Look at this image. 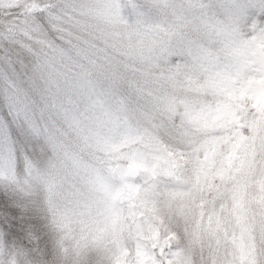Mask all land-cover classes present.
<instances>
[{"label": "snow or ice", "instance_id": "1", "mask_svg": "<svg viewBox=\"0 0 264 264\" xmlns=\"http://www.w3.org/2000/svg\"><path fill=\"white\" fill-rule=\"evenodd\" d=\"M111 7L127 48L99 33L89 0L0 4V264H90L93 246L53 240L33 199V184L50 180L33 165L73 99L53 91L52 54L105 68L110 114L138 138L115 162L97 161L113 187L137 189L127 231L143 256L133 264H264V181L243 259L235 230L220 227L230 214L239 222L235 173L264 177V0ZM94 250L96 264H113L109 248Z\"/></svg>", "mask_w": 264, "mask_h": 264}, {"label": "rangeland", "instance_id": "2", "mask_svg": "<svg viewBox=\"0 0 264 264\" xmlns=\"http://www.w3.org/2000/svg\"><path fill=\"white\" fill-rule=\"evenodd\" d=\"M10 2L0 0V4ZM89 3L93 5L89 18L103 38L127 48L129 41L122 35L123 26L114 19L116 14L111 7L114 0H89ZM149 39L145 37V41ZM50 60L48 73L53 91L59 90L73 98L66 105L69 108L66 118L54 119L51 126L54 147L49 148V153L54 162L49 163L44 175L50 178L47 190L56 198L59 239L69 250L85 242L92 245L93 250L87 257L90 264H96L99 259L94 250L96 245L110 249L113 264H133L134 258L143 256L142 249L127 231L129 209L138 202L135 199L137 189L113 187L97 161L107 158L115 162L120 154L136 146L138 138L131 136V125H122L110 114L101 87L105 68L94 66L88 57L70 61L52 54ZM93 92L100 95L89 99V93ZM76 101H79L78 105ZM237 155L245 162L249 159L243 150H238ZM235 175L240 184L235 214L239 222L230 214L220 227L221 230L227 227L230 234L235 230L236 250L243 259L250 244L246 227L249 202L253 208L259 202L264 177L257 174L249 180L247 168L240 169ZM106 192H111L107 199Z\"/></svg>", "mask_w": 264, "mask_h": 264}, {"label": "clouds", "instance_id": "3", "mask_svg": "<svg viewBox=\"0 0 264 264\" xmlns=\"http://www.w3.org/2000/svg\"><path fill=\"white\" fill-rule=\"evenodd\" d=\"M50 162H54L53 156L50 155L49 149L40 153L35 161V170H38L41 175H45L48 171ZM33 199H35L40 207L41 218L45 220L49 228L50 236L53 240L59 239V232L56 229V198L48 190L44 183H34L32 188Z\"/></svg>", "mask_w": 264, "mask_h": 264}]
</instances>
